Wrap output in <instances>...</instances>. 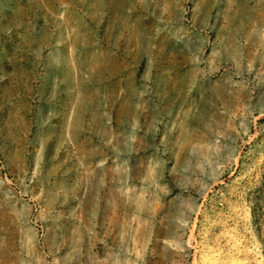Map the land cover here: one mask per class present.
<instances>
[{"label": "rangeland", "instance_id": "rangeland-1", "mask_svg": "<svg viewBox=\"0 0 264 264\" xmlns=\"http://www.w3.org/2000/svg\"><path fill=\"white\" fill-rule=\"evenodd\" d=\"M0 264H264V0H0Z\"/></svg>", "mask_w": 264, "mask_h": 264}]
</instances>
